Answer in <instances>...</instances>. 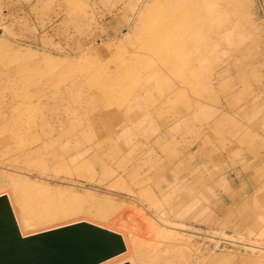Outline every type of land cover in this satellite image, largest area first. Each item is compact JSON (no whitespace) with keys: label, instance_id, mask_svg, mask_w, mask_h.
I'll list each match as a JSON object with an SVG mask.
<instances>
[{"label":"rangeland","instance_id":"1","mask_svg":"<svg viewBox=\"0 0 264 264\" xmlns=\"http://www.w3.org/2000/svg\"><path fill=\"white\" fill-rule=\"evenodd\" d=\"M190 150L264 157V0H0V195L23 236L86 221L129 264H264V187L164 195Z\"/></svg>","mask_w":264,"mask_h":264},{"label":"water","instance_id":"2","mask_svg":"<svg viewBox=\"0 0 264 264\" xmlns=\"http://www.w3.org/2000/svg\"><path fill=\"white\" fill-rule=\"evenodd\" d=\"M125 251L120 233L86 221L23 236L8 196L0 195V264H100Z\"/></svg>","mask_w":264,"mask_h":264},{"label":"crops","instance_id":"3","mask_svg":"<svg viewBox=\"0 0 264 264\" xmlns=\"http://www.w3.org/2000/svg\"><path fill=\"white\" fill-rule=\"evenodd\" d=\"M239 155L227 157L215 151L205 153L190 150L183 159L169 160L168 162L175 166L159 168L165 182V187H161L165 190L164 195H172L174 191H187L197 185L201 197L204 196L205 188L209 193L224 198L249 194L250 191L264 187L261 179L264 178V157L257 156L253 150L249 155ZM145 161L146 159H142L141 163ZM187 202L185 200L186 205L189 204Z\"/></svg>","mask_w":264,"mask_h":264},{"label":"bare ground","instance_id":"4","mask_svg":"<svg viewBox=\"0 0 264 264\" xmlns=\"http://www.w3.org/2000/svg\"><path fill=\"white\" fill-rule=\"evenodd\" d=\"M162 19V18H161ZM165 20V19H164ZM164 20H162V21H164ZM167 22V21H166ZM165 23V22H164ZM153 25H154V23H153ZM162 26V25H161ZM154 27V26H153ZM152 27V30H151V32L152 33H156V32H158V31H155L156 29V27L155 28H153ZM160 27V26H159ZM167 32V31H166ZM173 32H175V31H173ZM151 33V34H152ZM180 32H178V34H179ZM159 34V33H158ZM177 34V35H178ZM160 35H161V33H160ZM166 35V34H165ZM179 35H182V33H180ZM179 38H180V36H179ZM155 39V38H154ZM190 40V39H189ZM188 40V41H189ZM181 42V41H180ZM192 43V42H191ZM189 45H190V43H189ZM217 47V46H216ZM32 216H34V214H33V212L32 213H30ZM131 243H133L134 244V242L132 241ZM124 255H125V253H122V254H120V255H118V256H115V257H113V258H111V259H108V260H106V261H104V262H102V263H100V264H105V263H107V262H109V261H115V263L114 264H122V263H125V261H127L128 259H126V257H124ZM172 256V255H171ZM162 259V260H161ZM160 259V257H159V260H161L160 261V263H166V260H167V257H164V258H161Z\"/></svg>","mask_w":264,"mask_h":264}]
</instances>
